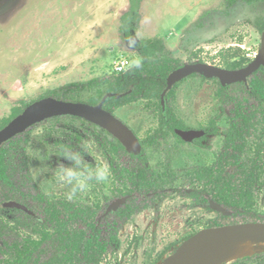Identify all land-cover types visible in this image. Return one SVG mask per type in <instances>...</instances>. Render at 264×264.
Returning <instances> with one entry per match:
<instances>
[{
  "label": "rangeland",
  "instance_id": "rangeland-1",
  "mask_svg": "<svg viewBox=\"0 0 264 264\" xmlns=\"http://www.w3.org/2000/svg\"><path fill=\"white\" fill-rule=\"evenodd\" d=\"M127 8L128 0H0V122L21 101H34L68 83L109 76L113 63L121 57L133 65L139 61L135 49L118 32L119 17ZM140 15L133 42L162 37L164 54L182 65L202 60L223 67L221 52L228 48H239L237 59L249 61L260 50L264 1L249 5L237 0L229 5L227 0H144ZM193 53L197 56L189 59ZM217 87L202 75L174 86L169 107L175 121L186 129H198L213 120L218 132L193 144L179 143L170 132L158 150H144L148 166L181 175L184 169L213 164L227 126L215 98ZM143 105V101L135 102L115 111L140 141L157 129L165 130ZM51 124L34 127L28 135V171L48 199H67L69 189L56 178L58 166L67 162L57 157L51 141L43 140ZM262 125L260 121L257 126ZM59 126H69L70 133H80L83 128L80 121L69 119H61ZM85 146L83 154L88 162L108 164L95 144L86 141ZM112 183L110 176L107 182L94 184L72 200L106 208ZM176 187L162 201L159 197L151 208L129 218L118 233L117 251L102 264H155L159 256L162 260L158 264H162L187 237L208 229L207 221L218 214L184 197ZM253 210L264 217V188L255 197Z\"/></svg>",
  "mask_w": 264,
  "mask_h": 264
},
{
  "label": "trees",
  "instance_id": "trees-1",
  "mask_svg": "<svg viewBox=\"0 0 264 264\" xmlns=\"http://www.w3.org/2000/svg\"><path fill=\"white\" fill-rule=\"evenodd\" d=\"M144 0H128L127 10L119 17L118 32L134 48L137 61L125 74L93 78L85 82H72L47 91L38 99L19 102L7 118L0 122V129L20 114L27 106L44 98L66 102L97 105L106 94L122 95L107 98L103 109L115 111L131 103L143 101V108L157 116L165 130H155L141 141L139 156L128 154L121 144L94 125L76 117H55L36 124L25 133L14 137L0 148V206L15 201L30 209L37 218L23 211L0 207V264H102L107 256L119 247L118 233L130 215L138 214L153 205L152 197L162 201L172 187L184 197L208 205L212 200L230 213L207 221L208 228L264 223V217L253 210L255 197L264 188V67L248 78L249 89L243 83L221 86L217 79L215 98L224 111L226 128L223 144L210 166L184 169L181 175L168 169H152L147 165L144 150H158L168 133L185 128L175 121L169 107L172 90L165 97L166 111L160 105V95L166 86L167 76L182 66L170 54H164V43L159 37H147L133 42L134 32L141 20L140 8ZM253 4L264 0H241ZM233 5L237 0H227ZM239 48L222 51V68L237 70L250 61L239 58ZM196 53L190 54L194 59ZM191 61V60H190ZM198 63H205L197 60ZM192 75L189 78L196 77ZM201 77V76H200ZM86 93L84 98L82 95ZM61 119L80 121L82 132H69V126H59ZM259 119V121H257ZM263 123L261 127L258 122ZM52 122L43 134L45 142L51 141L58 158L62 149L70 146L85 151L86 141L107 158L110 169L121 184L129 186L127 193H115L112 199L134 194L115 212H110L99 222L105 206L83 205L77 200L58 198L49 200L33 182L28 171V135L32 128ZM207 135L218 132L217 123L210 120L204 128ZM250 145L253 149L250 150ZM250 151V156L248 154ZM186 188V190L184 189ZM108 205V203H107ZM193 236V235H191ZM191 236L187 237L190 238ZM186 239V240H187ZM159 256L155 264L160 263ZM228 264H264V253L244 257Z\"/></svg>",
  "mask_w": 264,
  "mask_h": 264
},
{
  "label": "water",
  "instance_id": "water-1",
  "mask_svg": "<svg viewBox=\"0 0 264 264\" xmlns=\"http://www.w3.org/2000/svg\"><path fill=\"white\" fill-rule=\"evenodd\" d=\"M264 67V30L261 34V45L258 55L245 67L238 70H227L221 67L205 63L184 64L171 72L166 78V86L160 95L162 112L166 111L165 97L174 86L192 75H202L207 79H217L221 86H229L235 83L248 84V78L260 67ZM122 95L106 94L95 106L85 103H73L54 98H44L27 106L20 114L13 118L6 126L0 129V148L11 139L25 133L36 124H40L55 117H76L82 119L108 133L117 140L128 154L138 156L142 147L134 132L119 120L115 115L103 109L107 98ZM175 133L184 141L190 142L195 138L202 137L203 131H180ZM125 199L117 200L108 206L106 213L116 211ZM2 209H16L23 211L29 216L34 214L25 206L14 202L6 201L1 204ZM209 208L223 216H229L221 205L210 201ZM240 237H254L264 239V223H245L228 225L217 228H208L199 231L185 240L172 255L168 256L162 264H186L194 251L202 246H210L220 238L231 239Z\"/></svg>",
  "mask_w": 264,
  "mask_h": 264
},
{
  "label": "clouds",
  "instance_id": "clouds-1",
  "mask_svg": "<svg viewBox=\"0 0 264 264\" xmlns=\"http://www.w3.org/2000/svg\"><path fill=\"white\" fill-rule=\"evenodd\" d=\"M62 158L67 163L58 166L56 178L69 189L66 195L68 200L87 192L94 184L107 182L111 176L110 166L106 162L91 164L82 152L70 146L62 149Z\"/></svg>",
  "mask_w": 264,
  "mask_h": 264
},
{
  "label": "bare ground",
  "instance_id": "bare-ground-1",
  "mask_svg": "<svg viewBox=\"0 0 264 264\" xmlns=\"http://www.w3.org/2000/svg\"><path fill=\"white\" fill-rule=\"evenodd\" d=\"M261 253H264V239L220 238L210 246L197 248L186 264H228Z\"/></svg>",
  "mask_w": 264,
  "mask_h": 264
},
{
  "label": "flooded vegetation",
  "instance_id": "flooded-vegetation-1",
  "mask_svg": "<svg viewBox=\"0 0 264 264\" xmlns=\"http://www.w3.org/2000/svg\"><path fill=\"white\" fill-rule=\"evenodd\" d=\"M252 61V60H251ZM250 61V62H251ZM249 62V63H250ZM196 63H198V62H196ZM248 63V64H249ZM206 64V63H205ZM247 64V65H248ZM245 67V66H244ZM222 68V67H221ZM261 68V67H260ZM259 68V69H260ZM241 69V68H240ZM258 69V70H259ZM238 70V69H237ZM257 70V71H258ZM256 71V72H257ZM255 73V72H254ZM253 73V74H254ZM252 74V75H253ZM251 75V76H252ZM189 78V77H188ZM187 79V78H186ZM211 80V79H210ZM184 81V80H183ZM244 84V83H243ZM177 85V84H176ZM246 87H247V89H249V84H244ZM126 125V124H125ZM96 127V126H95ZM96 128H98V127H96ZM204 128L205 127H200V128H198V129H186L185 128V130H180V131H190V130H193V131H203L204 132V135L202 136V137H199V138H195V139H193L192 141H190V142H186V141H184V140H182L176 133H175V131H174V133H175V135L178 137V139L176 138V140H178L179 141V143L181 142V143H187V144H193V143H197V142H200L201 140H203L206 136H208L207 134H206V132H205V130H204ZM98 129H100V128H98ZM102 130V129H101ZM104 131V130H103ZM108 134V133H107ZM135 134V133H134ZM136 135V134H135ZM214 135V134H213ZM108 136L109 137H111L109 134H108ZM138 138V137H137ZM140 141V140H139ZM140 144H141V141H140ZM141 147H142V145H141ZM141 153H142V150H141ZM140 153V154H141ZM131 155V154H130ZM134 156V155H133ZM139 156V155H138ZM108 164H109V162H108ZM148 165V164H147ZM110 166V165H109ZM111 177H112V179H113V185H112V187L110 188V201H109V203H108V205H107V207L106 208H104V213L102 214V216L100 217V219H99V222H100V220L102 219V218H104L106 215H108L110 212H115V211H110L109 213H106V209L108 208V206L110 205V204H112L113 202H116L117 200H120V199H125V202L122 204V205H120L119 207H118V209H120L121 207H123L127 202H128V200L131 198V197H134V194H126V195H124V196H122V197H118V198H116V199H112L113 198V195L115 194V193H117V192H119V191H121V193H127L128 191H129V186H128V184L126 183V182H124V183H120V182H118V180L116 179V177H115V174L113 173V171H111ZM171 190V189H170ZM48 198V197H47ZM159 197L158 196H154V197H152V202H154L155 200H157ZM50 200V199H49ZM210 201H212V200H210ZM209 201V202H210ZM15 202V201H14ZM214 202V201H213ZM4 203V202H3ZM18 203V202H17ZM20 204V203H19ZM22 205V204H21ZM24 206V205H23ZM1 207V206H0ZM26 207V206H25ZM207 207L209 208V203H208V205H207ZM27 208V207H26ZM148 208H151V206L150 207H148ZM147 208V209H148ZM117 209V210H118ZM210 209V208H209ZM12 210V209H11ZM14 210H16V209H14ZM30 210V209H29ZM116 210V211H117ZM211 210V209H210ZM31 211V210H30ZM212 212H214L213 210H211ZM32 212V211H31ZM33 213V212H32ZM214 213H216V212H214ZM34 214V213H33ZM217 214H220V213H217ZM133 215H135V214H132V215H130V216H133ZM31 217H33V218H37V216L34 214V216H31ZM221 227H223V226H221ZM262 254V253H261ZM243 259V258H242ZM237 261V260H236Z\"/></svg>",
  "mask_w": 264,
  "mask_h": 264
},
{
  "label": "built area",
  "instance_id": "built-area-1",
  "mask_svg": "<svg viewBox=\"0 0 264 264\" xmlns=\"http://www.w3.org/2000/svg\"><path fill=\"white\" fill-rule=\"evenodd\" d=\"M133 66V64L129 61L128 58L121 57L117 61L113 63V67L111 69V74L121 75L128 72V70Z\"/></svg>",
  "mask_w": 264,
  "mask_h": 264
},
{
  "label": "crops",
  "instance_id": "crops-1",
  "mask_svg": "<svg viewBox=\"0 0 264 264\" xmlns=\"http://www.w3.org/2000/svg\"><path fill=\"white\" fill-rule=\"evenodd\" d=\"M162 38V37H161ZM163 39V38H162Z\"/></svg>",
  "mask_w": 264,
  "mask_h": 264
}]
</instances>
